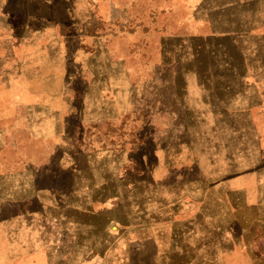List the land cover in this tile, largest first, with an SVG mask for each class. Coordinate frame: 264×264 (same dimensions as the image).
I'll return each instance as SVG.
<instances>
[{
	"label": "rangeland",
	"instance_id": "obj_1",
	"mask_svg": "<svg viewBox=\"0 0 264 264\" xmlns=\"http://www.w3.org/2000/svg\"><path fill=\"white\" fill-rule=\"evenodd\" d=\"M261 2L0 0V264H264L263 205L223 217L222 252L191 253L180 213L171 254L119 236L122 217H152L158 194L178 192L180 183L214 182L217 169L260 202ZM36 70H44L47 85L31 87L34 79L40 85ZM62 76L69 114L58 127ZM99 115L113 120L80 125L79 116L90 122ZM72 168L80 175L92 170L108 185L74 191ZM63 191L66 199L84 192L88 202L96 192L89 207L111 219L95 223L113 232L106 254L100 245L93 254L73 253L66 227L58 238L59 217H10L25 204L36 210L37 199L55 203ZM161 241L170 249L167 235Z\"/></svg>",
	"mask_w": 264,
	"mask_h": 264
},
{
	"label": "crops",
	"instance_id": "obj_2",
	"mask_svg": "<svg viewBox=\"0 0 264 264\" xmlns=\"http://www.w3.org/2000/svg\"><path fill=\"white\" fill-rule=\"evenodd\" d=\"M249 1L251 2L252 0ZM259 1L264 3V0ZM34 59L43 66V55L37 54ZM43 71L44 70H36V73L38 74V79L36 80H39L40 85L38 82L36 83L34 79L32 80L31 87L34 88L47 85V83L44 84L47 75H43ZM58 86L60 87V90L58 91V101L56 103V114L58 116L57 125L58 127H64L67 125V115L69 114H66L65 112L67 106L65 102V76L59 78ZM36 91L35 92L38 94L47 92L43 89H37ZM38 102L39 101H36V104ZM38 106L37 110L40 111L49 109V106ZM86 106L89 107V105ZM69 108L71 110L72 107ZM82 113L83 112L81 111V114ZM41 119L45 118L42 117ZM91 119L92 121L88 122L85 121L82 116H79L80 125H95L96 123H106L111 121V119L113 120V118H108L107 115H99L98 117ZM100 167L101 172L105 173L106 168L102 166ZM71 170L74 177L72 187L74 191L86 190L87 193L91 190L103 191L108 185L106 180L98 179L99 181H97L93 178V176H91V174L94 173L92 170H83V175H80L81 171L78 168H76V170L72 168ZM213 173L218 177L214 182H202L200 185L180 183L179 187H177L178 192H170L164 194L163 197H161V194H158V197H154L152 217H145L144 214L138 215L137 217H122L123 224L120 225L122 229L119 231L121 241H129L130 246H133L135 243L139 245L137 241L142 239L141 242L143 243L148 241L154 244L155 254H161L164 252H169L171 254L174 252L172 250L174 249L172 248L174 245L172 239L178 236L177 229L176 232H174L173 223L176 217H182V215L179 216L178 213H180L186 217L185 222L189 225V228L185 230V233H181L183 236L185 234V237L190 239L191 243L188 244L187 249L190 250L191 253H201L202 255L204 253H213L214 251L218 252L219 250L220 252L224 251L225 236L221 226V223H223V217H235L236 213L238 217H240L238 211L242 205H245L246 207L257 205L264 206V191L260 186V202L256 203L245 188H242L234 180L224 177L226 174L225 169H217ZM84 174H88L89 177H85ZM193 185H196L197 187L193 188ZM163 189H165V187ZM83 193L79 192L77 196L74 194L72 197L66 199L63 191L60 196L58 195L59 198L57 196L55 203H49L45 200L37 199L36 204L38 205V208L36 210L28 209V205L25 204L23 210L21 208V210L19 209L15 211L10 217H59L58 221L63 223V231L58 234V238L61 240V233L63 238H65L64 227H66L67 232L70 234V238H72V245L70 246L73 247V253L93 254L97 252V246L100 245L104 247L100 253L106 254V246L111 247L114 244L112 238L113 232L107 231L105 225L97 226L95 223H106L111 219H109L110 217H96L97 212H94V206L92 208L89 207L94 205L93 201L94 199H97L96 192L93 196L91 195V197H93V201L91 202H88V197L85 201L83 200ZM98 199H102L101 204L104 206L107 204V199L103 196H100ZM13 202L14 203L12 204L14 206L20 204L16 203V201ZM182 202H184L185 205L183 213L181 211L182 205L180 204ZM177 205L180 206L179 209L177 208ZM70 228L73 229L70 230ZM97 234H104V236L98 237ZM146 235L147 237L144 241ZM166 235L169 238L170 249L163 250L161 248V239ZM133 238H138L139 240L135 242L134 240H131ZM64 246L65 245H63L62 248H64ZM58 249L61 250L59 245Z\"/></svg>",
	"mask_w": 264,
	"mask_h": 264
}]
</instances>
